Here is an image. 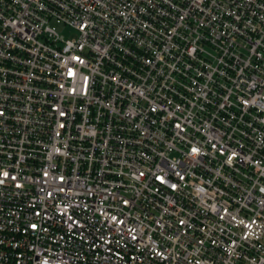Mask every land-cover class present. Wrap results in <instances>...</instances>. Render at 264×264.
<instances>
[{
  "label": "built area",
  "instance_id": "1",
  "mask_svg": "<svg viewBox=\"0 0 264 264\" xmlns=\"http://www.w3.org/2000/svg\"><path fill=\"white\" fill-rule=\"evenodd\" d=\"M0 264H264V0H0Z\"/></svg>",
  "mask_w": 264,
  "mask_h": 264
},
{
  "label": "rangeland",
  "instance_id": "2",
  "mask_svg": "<svg viewBox=\"0 0 264 264\" xmlns=\"http://www.w3.org/2000/svg\"><path fill=\"white\" fill-rule=\"evenodd\" d=\"M52 23L66 37L76 36L77 35V31L76 30H74L71 26L66 25L63 22H58V21L55 20Z\"/></svg>",
  "mask_w": 264,
  "mask_h": 264
}]
</instances>
